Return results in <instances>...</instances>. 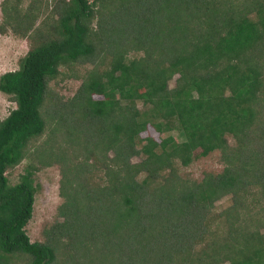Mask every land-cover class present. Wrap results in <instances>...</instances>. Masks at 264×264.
Here are the masks:
<instances>
[{
  "label": "trees",
  "instance_id": "trees-1",
  "mask_svg": "<svg viewBox=\"0 0 264 264\" xmlns=\"http://www.w3.org/2000/svg\"><path fill=\"white\" fill-rule=\"evenodd\" d=\"M53 14L0 75L15 103L0 118V264H264V222L242 201L249 183L264 200L262 159L244 149L264 92V0H56ZM74 64L85 66L74 93L53 94L57 77L78 78ZM148 126L167 134L142 137ZM196 149L227 165L181 177ZM30 156L61 175L62 221L43 241L25 229L37 166L7 176Z\"/></svg>",
  "mask_w": 264,
  "mask_h": 264
},
{
  "label": "rangeland",
  "instance_id": "rangeland-1",
  "mask_svg": "<svg viewBox=\"0 0 264 264\" xmlns=\"http://www.w3.org/2000/svg\"><path fill=\"white\" fill-rule=\"evenodd\" d=\"M3 0H0V75L6 71L18 68L19 59L25 55L29 47L40 39V33H46L49 30L50 23L56 16L53 14L56 8V0H20V9L17 14L14 11L6 14L2 8ZM14 5L10 0L7 3V8ZM27 15V17H26ZM26 17V18H25ZM33 18V21L31 20ZM30 23H32L30 25ZM48 31L47 33H49ZM138 54H142L139 52ZM66 73L68 71L63 68ZM85 72L84 65H73L74 74L78 78L69 77L67 74L62 77L59 76L51 81L53 94L63 98H68L72 95L76 87L80 84L81 77ZM174 76L169 85L173 86L175 81ZM15 106V103L5 94L0 91V118L5 117L10 109ZM137 107L140 109L141 104L138 102ZM259 117L256 121L257 128L249 136L244 149L252 151L253 149L258 152L261 161V171L264 168V92L259 96ZM178 140L181 137L176 131H170ZM165 134H159L151 126L142 131V137L152 136L156 140H160ZM45 137V136H43ZM43 137L36 142L43 140ZM228 144L231 147L229 153L233 154V150L237 149V142L233 136L227 135ZM233 149V150H232ZM195 158L187 165H179L177 171L181 177L191 179L198 183L203 177L208 175L220 173L227 165L224 159V154L221 150L216 149L205 156L199 155L200 149L195 150ZM242 153V152H241ZM256 154V155H258ZM141 160V156H132L131 162L136 163ZM34 164L37 166L34 172V183L36 185L35 200L33 206L32 217L25 226L26 232L31 241H43L45 239V232L48 228L58 221H62V217L58 215V206L62 202L59 195V179L60 170L57 164L45 166L38 163L36 157H26L17 166L7 173L8 180L11 184L18 181L19 175L24 173V168L27 165ZM99 167H95L97 169ZM259 169V165H258ZM258 176V174H256ZM251 178V176H250ZM247 192L243 195V203L246 205L248 215H252L253 219L259 220V228L263 227L264 222V200L261 196L260 185L248 184ZM243 193L241 192V195ZM231 194L225 195L214 204V211L219 212L230 203ZM214 228V227H213ZM221 230V228H220ZM263 230V229H262ZM47 233V232H46ZM63 256H59V260ZM26 260L21 257L18 258L14 264H25Z\"/></svg>",
  "mask_w": 264,
  "mask_h": 264
}]
</instances>
